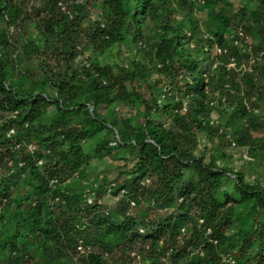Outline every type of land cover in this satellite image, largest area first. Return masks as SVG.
<instances>
[{"label": "trees", "instance_id": "16d2710c", "mask_svg": "<svg viewBox=\"0 0 264 264\" xmlns=\"http://www.w3.org/2000/svg\"><path fill=\"white\" fill-rule=\"evenodd\" d=\"M230 7L0 0V264H264V0Z\"/></svg>", "mask_w": 264, "mask_h": 264}, {"label": "rangeland", "instance_id": "374dc122", "mask_svg": "<svg viewBox=\"0 0 264 264\" xmlns=\"http://www.w3.org/2000/svg\"><path fill=\"white\" fill-rule=\"evenodd\" d=\"M229 1L232 3V7L228 8L226 10V15L229 18H232L234 16V13L237 11V9L241 7V2H243V0H229ZM92 13L100 15V9H97V10L94 9L92 11ZM196 17L199 19V22L201 23L203 20H205V13L199 12L196 14ZM177 18H180V17H177ZM202 29H203V27H202ZM250 41L251 42L254 41V38L246 35L245 42H250ZM248 50H249V48L243 49L244 52H248ZM115 52H116V50L113 49L112 53H115ZM132 53H134V46L133 45L129 46L127 49H124L123 47H121V50L119 51V53L118 54L115 53V56H111L110 59L107 60L106 62L110 63L113 61L115 62L117 60L118 62H120L121 65L125 66L127 64L128 60L134 59ZM214 53H215V50H214ZM210 55L213 56L214 54L211 53ZM233 67L236 68L235 63L227 65V68H233ZM247 68H248V61L246 62L245 60L242 59L239 62V69L245 70ZM156 77L157 76L155 74H153L151 79L156 78ZM49 110H51V108H49ZM198 140H199V147H201L205 144V137L203 135L198 136ZM199 150H201V149H199ZM225 152L229 155H232V156H239L240 155L239 149H237L236 147H233L231 145L225 149ZM95 162H96L95 159H91L89 162L90 166H93L95 164V168H94L93 172L97 173V174L105 175L109 179L117 176L119 171H121V167H120L121 162L119 163L118 161H113L110 159H105V160H103L97 164ZM131 164H132V161L129 160L127 162V165H129V166H127V167H130ZM243 169L249 175L248 178H250V179L256 177L258 175V171L260 173L264 174V169L259 168L255 165H253V166L245 165L243 167ZM115 200H116V198H112V197H110L109 194L108 195L105 194L103 199H102V204L105 205L109 211H114Z\"/></svg>", "mask_w": 264, "mask_h": 264}, {"label": "built area", "instance_id": "2783aa9c", "mask_svg": "<svg viewBox=\"0 0 264 264\" xmlns=\"http://www.w3.org/2000/svg\"><path fill=\"white\" fill-rule=\"evenodd\" d=\"M199 4H203V0H197ZM238 35H242L241 31H238ZM215 54H219L220 53V49L219 48H215ZM253 61V59H251V62ZM13 116V115H12ZM13 130L12 129H9L8 132H7V136H11L13 134ZM30 150H32V147H29ZM77 250L82 253L83 252V248L82 246H78L77 247Z\"/></svg>", "mask_w": 264, "mask_h": 264}, {"label": "clouds", "instance_id": "9594fccd", "mask_svg": "<svg viewBox=\"0 0 264 264\" xmlns=\"http://www.w3.org/2000/svg\"><path fill=\"white\" fill-rule=\"evenodd\" d=\"M197 3H198V1H197Z\"/></svg>", "mask_w": 264, "mask_h": 264}]
</instances>
